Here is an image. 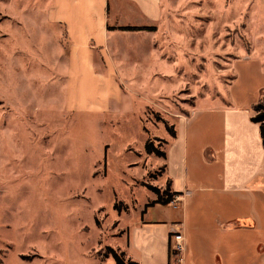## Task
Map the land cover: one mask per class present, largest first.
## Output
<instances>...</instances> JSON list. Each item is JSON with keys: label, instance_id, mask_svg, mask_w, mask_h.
Instances as JSON below:
<instances>
[{"label": "rangeland", "instance_id": "374dc122", "mask_svg": "<svg viewBox=\"0 0 264 264\" xmlns=\"http://www.w3.org/2000/svg\"><path fill=\"white\" fill-rule=\"evenodd\" d=\"M52 4L64 8L0 0V261L115 264L108 248L120 254L125 223L156 200L145 185H167L146 142L164 152L166 124L175 131L194 108L195 118L212 109L198 120L206 126L222 107L251 118L264 103V0H164L161 31L181 40L165 36L164 67L150 72L156 58L144 68L137 54L132 72L119 48L125 97L105 113L63 100L67 41ZM221 128L213 117L210 129Z\"/></svg>", "mask_w": 264, "mask_h": 264}, {"label": "crops", "instance_id": "0c3cea01", "mask_svg": "<svg viewBox=\"0 0 264 264\" xmlns=\"http://www.w3.org/2000/svg\"><path fill=\"white\" fill-rule=\"evenodd\" d=\"M164 12V0H64V8L52 4L50 24L60 27L67 41L59 84L65 104L72 109L98 105L96 113H105L125 97L115 55L119 48L132 72L138 69L137 54L145 58L144 66L139 64L144 68L156 58L148 72L163 69L158 58H163L165 36H179L161 31ZM127 27L154 30H119ZM222 109L225 113L209 115L203 126L197 124L199 118L212 109L202 108L195 118L194 108L176 120L175 137L162 138L166 158H156L158 166H165L162 185L169 182L179 196L174 203L143 209L125 223L117 246L127 259L136 264H264V147L259 127L245 114ZM213 117L220 119V131L210 129ZM176 232L184 237L179 262L172 259L170 234Z\"/></svg>", "mask_w": 264, "mask_h": 264}, {"label": "trees", "instance_id": "16d2710c", "mask_svg": "<svg viewBox=\"0 0 264 264\" xmlns=\"http://www.w3.org/2000/svg\"><path fill=\"white\" fill-rule=\"evenodd\" d=\"M121 31H152L154 29L152 28H119ZM253 113L254 115L250 118V121L253 124L258 125L259 127V133H260V138L262 141V146L264 147V103L260 102L257 103L256 105L253 106ZM166 130L170 137H175V131L171 126H168L166 124ZM163 143H166L165 141H162ZM144 150L146 154L148 155H153L156 158H161L165 159V153L160 149V147H156L154 143L150 140L147 141ZM165 166H163L160 170V172H164ZM148 190L153 192L156 195V200L149 202L146 206V208L153 207L156 204L159 205H168L173 202V200L179 196V193L172 192L170 190V184L169 182L166 185V188L164 190H160L154 186L151 185H145ZM115 208L118 210L119 206L115 205ZM172 234H170L171 236ZM109 254L111 255L112 259L114 260L115 264H136L135 262L131 261L130 259L125 260V256L123 253L118 254L115 250L108 248ZM174 254V252L172 253ZM0 264L1 261H0Z\"/></svg>", "mask_w": 264, "mask_h": 264}, {"label": "built area", "instance_id": "2783aa9c", "mask_svg": "<svg viewBox=\"0 0 264 264\" xmlns=\"http://www.w3.org/2000/svg\"><path fill=\"white\" fill-rule=\"evenodd\" d=\"M177 201V197L173 200V203ZM171 239L173 242L172 251L177 257V261H180V253L182 252L184 245V237L180 232L172 233Z\"/></svg>", "mask_w": 264, "mask_h": 264}]
</instances>
